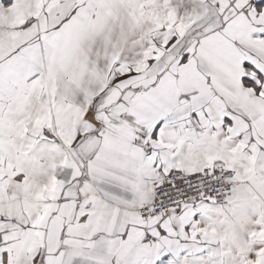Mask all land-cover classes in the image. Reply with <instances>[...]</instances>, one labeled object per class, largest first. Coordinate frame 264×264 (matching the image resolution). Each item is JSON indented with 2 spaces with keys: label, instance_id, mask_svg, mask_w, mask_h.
Masks as SVG:
<instances>
[{
  "label": "snow or ice",
  "instance_id": "6c2138e0",
  "mask_svg": "<svg viewBox=\"0 0 264 264\" xmlns=\"http://www.w3.org/2000/svg\"><path fill=\"white\" fill-rule=\"evenodd\" d=\"M0 264H264V0H0Z\"/></svg>",
  "mask_w": 264,
  "mask_h": 264
}]
</instances>
